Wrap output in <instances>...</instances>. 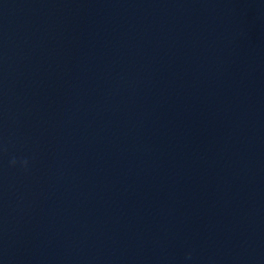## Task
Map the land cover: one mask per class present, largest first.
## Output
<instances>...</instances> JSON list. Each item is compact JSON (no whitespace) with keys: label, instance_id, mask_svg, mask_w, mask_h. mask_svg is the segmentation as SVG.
Returning <instances> with one entry per match:
<instances>
[{"label":"clouds","instance_id":"9594fccd","mask_svg":"<svg viewBox=\"0 0 264 264\" xmlns=\"http://www.w3.org/2000/svg\"><path fill=\"white\" fill-rule=\"evenodd\" d=\"M13 163H15V160H13Z\"/></svg>","mask_w":264,"mask_h":264}]
</instances>
